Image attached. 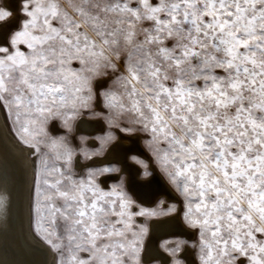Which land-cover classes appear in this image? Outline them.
<instances>
[{"label":"snow or ice","instance_id":"obj_1","mask_svg":"<svg viewBox=\"0 0 264 264\" xmlns=\"http://www.w3.org/2000/svg\"><path fill=\"white\" fill-rule=\"evenodd\" d=\"M72 10L22 0L26 19L0 46V107L41 156L36 231L57 264H141L131 200L95 180L115 169L78 176L76 149L45 131L93 109L92 81L116 70L122 47L124 71L99 96L110 120L149 134L199 230L200 264H264V0H73ZM10 15L0 9V21Z\"/></svg>","mask_w":264,"mask_h":264},{"label":"bare ground","instance_id":"obj_2","mask_svg":"<svg viewBox=\"0 0 264 264\" xmlns=\"http://www.w3.org/2000/svg\"><path fill=\"white\" fill-rule=\"evenodd\" d=\"M4 4L12 13L9 20L0 22V43L6 40L20 17V0H4ZM105 81V78L97 79L96 88L102 86ZM95 105L101 108L99 97H96ZM77 119L73 130L87 135L89 145H94L93 136L104 129V121L87 115H80ZM52 128L58 130L56 124H53ZM116 133L102 154L91 155L87 161L76 158L77 167H83L87 163H115L118 166L115 173L100 175L104 183L110 176H116L121 169L124 171L126 188L135 199L139 197L140 203L152 206L160 198L173 201L176 197L175 191L152 163L142 145L140 135L118 129ZM131 155L148 159V167L151 170L148 176H141V169L132 161ZM34 177L35 166L31 148L18 140L9 126L3 108L0 107V264H56L54 250L38 237L31 227ZM137 184H150V188L139 189ZM146 223L147 233L140 254L144 263L167 264L172 255L160 246V241L170 236L189 238L193 234V230L183 222L178 211L149 217ZM177 256L182 259V264H196L193 249L188 244L182 246Z\"/></svg>","mask_w":264,"mask_h":264},{"label":"rangeland","instance_id":"obj_3","mask_svg":"<svg viewBox=\"0 0 264 264\" xmlns=\"http://www.w3.org/2000/svg\"><path fill=\"white\" fill-rule=\"evenodd\" d=\"M59 2L70 13L73 11L72 10L73 0H59ZM21 5H22V0H20V6H19L20 17L18 19V23H17L16 27H14L8 33L6 40L3 43H0V46H3V47H9L10 46L9 41H10L11 36L14 34L15 31L20 29L22 22L26 19V16L21 13ZM0 9L11 12V10L7 6H5L4 0H0ZM9 18L10 17H7L3 21L9 20ZM3 21H0V22H3ZM143 27H148V23L145 22L143 24ZM89 35L94 36V33H92L91 30H89ZM20 47L22 50H26L25 46L21 45ZM126 56H127V51H126V49H124L122 47L120 59H116L115 56L111 57L113 63L116 65V70H113L112 68L103 69L105 74L96 76L92 81V85H93L95 92L97 93V97L100 98L101 108L97 107L94 103L93 109L90 111L89 110L84 111L82 113V115L100 118L105 123L104 129L102 131L94 134V136H93V138L95 139L94 145H89L88 140H86L87 135H85L81 132H75L73 130V124H74L75 120L77 122V120H78L77 118H75L74 120H71L69 122V125H70L69 127H65L63 125L62 119H59V118L50 119L47 122V124L45 125V131L49 135L54 136V137H66L69 144L74 149H76L75 155L73 156V170L78 176H85L89 169H92V170H102L104 168L115 169L114 171H108V172L97 171V174L95 176V180L102 188H104L106 190L111 189V187H113V186H118L120 188V190H122L126 194L127 198H129L131 200L132 203H131L130 211H131V213H133L132 218H131L132 226H133L134 230H136V231H139L140 228L145 229V232L143 234L142 245H143L146 233H147V223L146 222H147V219L149 217L161 216V215H165V214H169V213L178 211L183 222L189 228H191L193 230V234L194 233L195 234L194 235L192 234V236L189 238H184V237H180V236H170V237L164 238L160 241V246L165 251H167L169 254L172 255L171 260L167 264H177V262H179V264H182V259L177 256V253L182 248V246L185 244H188L193 249V253H194L195 259H196V264H200V261H199V242H200L199 241V230H198V228L193 227L185 219V216H184V212H185L184 197L177 190L176 186L172 183L169 176L165 172L164 168L161 166L160 161L157 159V157L154 153V150H153V146L149 143V140H150L149 134L147 132L139 130V128L137 126L130 125L126 120L121 119L118 122L110 120L109 119V112L104 107L103 102H102V98L99 96V93L101 91H103L104 89H107L109 87H116L114 85L113 81L115 80L116 76L120 74V72L124 71V60L126 59ZM73 67H79V65L77 63H73ZM99 78H105L106 81L102 86H99V88H96L95 82ZM2 108H3L4 114L6 116V119L9 123V126H10L11 130L13 131V128L16 126L13 124L12 119L9 117L7 110L4 107H2ZM93 112L96 113V115H94ZM53 124H56L58 126V130H54L52 128ZM127 128H131L132 130H125ZM116 129L121 130L122 132H125V133H138L140 135L142 145H143L144 149L147 151V153L149 154V157H150L152 163L157 168V170L164 176V178L167 180V182L171 185V187L175 191L176 197L173 201H167L164 198H160L158 200V202L152 206H148V205H144V204L140 203L137 200V198L135 199V197L128 190V188H126L125 183H124V178H123L124 174H121L118 178H110L104 183L100 179V175H105L108 173L109 174L115 173L116 170L118 169V166L115 163H107V164H98V163H89L88 164L87 163L83 167H77L76 158H79L81 161H87V160H89V157L91 155L102 154L106 145L115 138V136L117 134ZM13 133L18 138V136L16 135V133L14 131H13ZM81 137H83L84 139L82 140ZM18 140L21 142V140L19 138H18ZM41 147L43 148V146H41ZM81 149H83L84 151H81ZM85 152L88 154L87 157L85 155ZM31 153L33 156L34 166H35L34 185H33V190H32V194H31V227H32L33 231L35 232V234L38 237H40L46 243V241L44 239V235H45L44 231L41 230L39 233L36 231V227H37L36 221L41 219V216H43V212L38 214L34 211V207L36 206L38 201L41 202L40 203L41 208L43 207V204H42L43 196L42 195L37 196L35 194L37 169L40 166L41 156L39 153H34V149H32V148H31ZM131 159L134 163H136L140 167L141 176L146 177L151 173V170L148 167L149 163H148L147 158H144V157L138 156V155H131ZM142 210L146 212L145 215H135L136 213H139ZM147 213H154V214H147ZM43 226H46V225H42V227ZM54 252L56 255V264H57V259H58L57 252L55 250H54ZM141 264H161V263H159V262L144 263L141 260Z\"/></svg>","mask_w":264,"mask_h":264},{"label":"water","instance_id":"obj_4","mask_svg":"<svg viewBox=\"0 0 264 264\" xmlns=\"http://www.w3.org/2000/svg\"><path fill=\"white\" fill-rule=\"evenodd\" d=\"M121 174H124V171L123 170H119L117 173H116V176H110L108 179H110V178H118ZM150 184H146V185H141V184H137V186H138V188L139 189H145V190H148L149 188H150V186H149ZM137 198V200H140V199H138L139 197H136Z\"/></svg>","mask_w":264,"mask_h":264}]
</instances>
